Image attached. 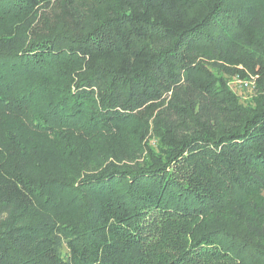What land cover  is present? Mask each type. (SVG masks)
Here are the masks:
<instances>
[{"label": "trees", "instance_id": "trees-1", "mask_svg": "<svg viewBox=\"0 0 264 264\" xmlns=\"http://www.w3.org/2000/svg\"><path fill=\"white\" fill-rule=\"evenodd\" d=\"M0 264H264V0H0Z\"/></svg>", "mask_w": 264, "mask_h": 264}, {"label": "rangeland", "instance_id": "rangeland-1", "mask_svg": "<svg viewBox=\"0 0 264 264\" xmlns=\"http://www.w3.org/2000/svg\"><path fill=\"white\" fill-rule=\"evenodd\" d=\"M251 84L248 83L247 86L244 83L239 82L236 79H231L229 81L230 89L236 93L242 101H247L249 97L252 95V91L249 88Z\"/></svg>", "mask_w": 264, "mask_h": 264}, {"label": "built area", "instance_id": "built-area-1", "mask_svg": "<svg viewBox=\"0 0 264 264\" xmlns=\"http://www.w3.org/2000/svg\"><path fill=\"white\" fill-rule=\"evenodd\" d=\"M242 83H244L245 86H247L248 83H249V84H252L251 81H244V82H242Z\"/></svg>", "mask_w": 264, "mask_h": 264}]
</instances>
